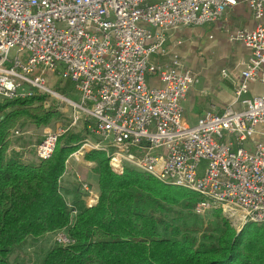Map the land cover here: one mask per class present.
Wrapping results in <instances>:
<instances>
[{"label":"built area","instance_id":"1","mask_svg":"<svg viewBox=\"0 0 264 264\" xmlns=\"http://www.w3.org/2000/svg\"><path fill=\"white\" fill-rule=\"evenodd\" d=\"M239 4L257 24L232 36L248 49L236 97L248 83L264 84V0H0V102L36 89L69 108L67 127L46 133L36 159L81 125L87 139L77 153L102 150L116 173L130 168L195 192L199 216L220 211L264 226V132L245 145L264 125V96L244 99L242 109L207 111L190 125L181 103L197 76L151 60L165 54L168 32L213 23ZM39 69L72 83L78 101L41 76L29 78ZM148 76L161 85L149 86ZM56 242L70 239L58 234Z\"/></svg>","mask_w":264,"mask_h":264},{"label":"trees","instance_id":"2","mask_svg":"<svg viewBox=\"0 0 264 264\" xmlns=\"http://www.w3.org/2000/svg\"><path fill=\"white\" fill-rule=\"evenodd\" d=\"M49 96L34 89L0 102V264H15L14 254L49 234L70 243L55 241L38 264H264L263 225L247 222L237 231L220 211L207 221L208 214L193 212L198 194L134 169L116 173L102 150L84 153L98 185L96 202L87 205L81 184L71 190L62 184L85 128L60 136L45 159L9 154L17 125L42 127L61 118L53 104L44 106Z\"/></svg>","mask_w":264,"mask_h":264},{"label":"rangeland","instance_id":"3","mask_svg":"<svg viewBox=\"0 0 264 264\" xmlns=\"http://www.w3.org/2000/svg\"><path fill=\"white\" fill-rule=\"evenodd\" d=\"M239 30V25L233 26L231 29L228 30L229 34H225L224 32L220 31L216 28H205V27H193L190 29L194 36L193 38L188 39V48L184 49V46H180L177 48V51L183 56L184 58L188 59V66L191 70L196 71L198 69L199 74H203L204 78L209 79L207 84L209 94H212L215 90L212 88L214 82L220 78L219 72L220 67L222 64L226 63V44L231 43L233 41L232 36L235 32ZM234 42V41H233ZM199 50L201 54H199ZM26 55H21L20 59L23 64H26ZM231 63L225 65V67H230ZM37 76H41L42 78L46 79V87L52 90L53 92H57L53 90L55 86L60 91L66 92V95L75 101H78L79 95L75 90L72 83L67 82L61 78H58L57 75L51 74L50 72H41V70H36L32 74L29 75V78H35ZM60 82H62L61 85ZM59 83V84H58ZM25 92L28 91V88L25 87ZM33 93V92H32ZM58 94L65 96L59 92ZM50 101L44 104L45 107L53 104L54 107L57 108V111L61 113V118L55 121H52L47 126L42 127H35L30 123H24L21 126H18L10 131V135L8 138V149L11 145L10 137L14 131L24 132L20 137L14 139V142H18L21 145H24L26 148L25 153L26 156L33 155L34 147L39 144L44 138L46 133H49L55 130L57 127H67V123L70 116L69 108L62 103L60 100L49 96ZM83 127L79 125L75 130L71 131L73 133L76 132H83ZM28 133L25 135V133ZM84 139L80 143L79 147L76 148L68 157L67 162L65 164V171L62 176V184L69 190L73 189L78 184L87 194L86 197L90 199L93 195H98V185H97V175L93 172V167L95 166L94 163L88 162L84 159V152H78L79 148L83 145L85 140L87 139V134H83ZM91 139L96 140L94 136H89ZM17 143V144H18ZM19 152L21 150H18ZM30 151V153H28ZM83 184H87L88 191H85L82 187ZM94 198V197H93ZM89 204H92V201H88ZM225 216L228 221L230 222L231 226L239 231L244 225H242L241 220H239V215H236L235 218H230L227 215ZM205 220L212 219L211 213L204 217ZM56 241V234H49L44 236L40 241L37 243L24 247L21 251L14 254L11 260L14 261L16 264H38L40 261L41 256L43 253L55 243ZM16 257V258H15ZM18 257V258H17ZM16 260V262H15Z\"/></svg>","mask_w":264,"mask_h":264},{"label":"crops","instance_id":"4","mask_svg":"<svg viewBox=\"0 0 264 264\" xmlns=\"http://www.w3.org/2000/svg\"><path fill=\"white\" fill-rule=\"evenodd\" d=\"M236 24L239 25V29L242 30H253L257 24L252 13L244 4L228 8L219 20L199 27H213L218 29L219 32L222 31L225 34H229L228 30ZM190 29H193V27H181L168 32L164 45L165 54L162 56H153L151 58L152 62L160 67L172 66L179 70H187L197 76L198 82L191 86L186 98L181 103L183 116L188 124L194 125L207 111L222 113L229 106L234 109H242V101L244 99L264 96V84L260 82L248 83L247 91L245 93L239 97H236L235 95L236 87L240 81V72L244 68L248 58V49L237 41H231V43L226 44V63L221 65L220 71H218L220 78L216 80L212 86L215 91L212 94H209L207 84L211 81L204 78L203 74H199L198 69L196 71L191 70L188 66V59L181 56L177 51V48L180 46H184V49L188 48V39H192L194 36L189 32ZM198 53L201 54V51L199 50ZM228 63H231V66L227 68L225 65ZM222 73H225L226 76L223 77ZM147 83L152 87H158L161 85L160 81L155 76H148ZM257 131L258 132L253 138L246 142L245 145L247 148H252L255 141L262 139L261 132H264V125L258 126ZM20 133L23 134L24 132ZM26 134L28 133L26 132L25 135ZM20 136H16L14 133L11 135V145L8 149V153L17 154L25 161H35L36 158L34 151L33 155L26 156L27 154L25 153V150L27 147L18 142V144L14 142V139ZM18 150L21 151L19 152ZM28 153H30V151ZM84 200L87 205H90L88 201H92L93 204L97 200V195H93L90 199L89 197H85Z\"/></svg>","mask_w":264,"mask_h":264},{"label":"water","instance_id":"5","mask_svg":"<svg viewBox=\"0 0 264 264\" xmlns=\"http://www.w3.org/2000/svg\"><path fill=\"white\" fill-rule=\"evenodd\" d=\"M242 225H245V224H242Z\"/></svg>","mask_w":264,"mask_h":264}]
</instances>
